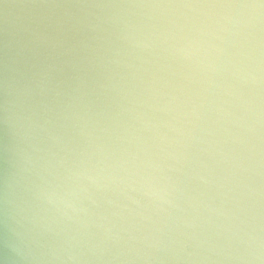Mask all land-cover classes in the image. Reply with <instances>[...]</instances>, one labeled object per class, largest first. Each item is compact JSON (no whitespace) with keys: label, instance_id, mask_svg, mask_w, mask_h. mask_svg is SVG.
I'll return each mask as SVG.
<instances>
[{"label":"water","instance_id":"water-1","mask_svg":"<svg viewBox=\"0 0 264 264\" xmlns=\"http://www.w3.org/2000/svg\"><path fill=\"white\" fill-rule=\"evenodd\" d=\"M257 3L0 0V264H256Z\"/></svg>","mask_w":264,"mask_h":264},{"label":"clouds","instance_id":"clouds-1","mask_svg":"<svg viewBox=\"0 0 264 264\" xmlns=\"http://www.w3.org/2000/svg\"><path fill=\"white\" fill-rule=\"evenodd\" d=\"M130 7H143V6H153L158 7L160 5H129ZM222 7H264L261 5H221ZM257 252L256 254L251 258L256 262V264H264V239L258 240L257 245ZM237 259L245 260V257H237ZM248 264H251V261H248Z\"/></svg>","mask_w":264,"mask_h":264},{"label":"snow or ice","instance_id":"snow-or-ice-1","mask_svg":"<svg viewBox=\"0 0 264 264\" xmlns=\"http://www.w3.org/2000/svg\"><path fill=\"white\" fill-rule=\"evenodd\" d=\"M256 5L264 6V0H258V3Z\"/></svg>","mask_w":264,"mask_h":264}]
</instances>
